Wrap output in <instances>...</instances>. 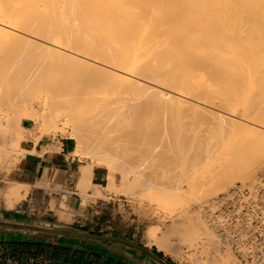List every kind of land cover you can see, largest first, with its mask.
Listing matches in <instances>:
<instances>
[{"label":"bare ground","instance_id":"bare-ground-1","mask_svg":"<svg viewBox=\"0 0 264 264\" xmlns=\"http://www.w3.org/2000/svg\"><path fill=\"white\" fill-rule=\"evenodd\" d=\"M0 38H6L14 42L18 41V44L20 45L21 43L22 47L30 46L31 48H34L35 51H38L40 56L42 55V57H45L48 60L50 56H53V58H55V64L57 60L56 57L60 60L57 61L58 63L60 62L61 64L62 62L61 65L65 64L61 66L62 69L59 70V72H61L60 75L59 72H55L61 77H54V72L53 75L50 74L51 71L48 72V68L53 67L54 63L50 65L51 67H48L49 64L48 66L46 65L50 60H52V57H50L49 61L47 59H43V63L39 62L40 59V61H42V57L37 58V60H39L37 61L35 59L34 63L31 64L28 63L33 61L34 58L31 61V58H29L28 61L26 59L24 60L25 57H22V59L19 57L18 59H21V62H19L20 60L18 61L17 58L16 61H14L15 58L13 60L11 59L14 63L9 64L13 67L15 64V68L17 69L14 70L15 68L13 69V67L11 68L10 66L11 70L13 69L14 72L12 71L11 73L10 71L11 74L9 72L8 73L10 75H14H12V77H14L13 81H16L15 85L17 84L16 87L19 91L15 92L16 89L12 91L15 93L18 92L17 94L21 96L19 99L22 102L35 99L36 102L42 103L43 106L48 105L47 102H49V104L54 103V106L57 105L60 110L62 109L56 113L55 117L58 118L59 116H62L65 118V122L63 121L62 123L63 125L65 123H70V126L72 125L71 127H74L72 129H76V131L74 130V132H72V136L75 139L80 140L89 147L95 148L94 150L99 151V153H103L104 157L115 159L119 156V160L122 158L123 160L121 161L125 163L126 166L127 164L129 166L132 164V167H134V163L138 165L141 164L143 166L145 163L143 164L141 162H148V159L151 163V159H154L155 156L150 152L153 151L156 154H159L160 152H158V150H164V147L161 148L160 145L166 146L165 143L169 141L165 140L166 137L164 139V137L159 135L161 137L160 138L157 134H155V132H159L158 129L160 128L156 129L155 132L153 131L154 134H152V130L148 131L147 129H144L146 127L142 128L140 123H137V125L135 122H138L140 112H138L139 114H136V116L138 115L135 119L137 121H133L135 123L134 129L133 127L131 128V123L129 124L130 128L134 130L132 132L130 130L125 132L123 129L124 133L121 132V129H117L119 122L117 120L115 121V118L113 117L114 121H112L109 115L110 121L116 122L117 126H115V123L109 122L111 123V127L114 126L111 129L108 122H106L104 123V127H102V121H105L107 118L105 120L101 119V112L104 113L107 110L111 112L112 110L110 109L113 107L109 108V103L107 105L109 109L107 107V109L105 108L106 104L104 105V108H102L103 105L101 104V101L99 104L101 105V109H104V111H97L98 109L96 110V106L98 104L96 103L97 98H94V93H98L99 91L97 90L98 92H95L90 88L92 86L93 89L94 86L97 87L96 85L99 81V76L102 75H107V78L112 76V79L115 78L118 80L121 85L118 82L115 83L119 84L120 87L122 86V89H129L131 87L130 89L132 91V87L133 89L135 87L137 89V91L135 90V93L140 92V95L142 91L146 94L147 92H150L158 96L164 94L166 95L164 97L167 98L168 101L169 99L174 100L175 104L177 103V106L178 104L180 106H185V110L186 107L188 110H191L190 107L205 108L204 106H206V108L209 107V109L219 107L218 110L233 111L236 107H238L239 103H243L245 105L243 109L245 111L243 112H249V117L254 119L257 125L262 127L264 126V0H0ZM32 54L33 53H31V55ZM34 54V57L36 58L38 55L37 53ZM45 54L46 56H44ZM45 60L48 62L45 63ZM5 62L7 63L8 61ZM15 62L18 63V65ZM1 63H3L1 66L6 65L4 62ZM19 65L21 68L18 67ZM59 66L60 65L56 67L57 70ZM1 68L3 70V67ZM4 68H6V66ZM18 69H22L20 74ZM44 73L47 74L45 75ZM48 74H50L48 76L49 78H44V76L46 77ZM96 77L98 78L96 81L97 83L95 82L97 79ZM102 79L103 78L101 77L100 80L102 81ZM93 81L95 83H93ZM114 81H112L113 85ZM10 85H12V83ZM98 85L100 86V84ZM115 86L118 85L115 84ZM88 89L94 92L92 93L89 90L94 98L93 99L91 96L90 99H96L95 108L92 107V99V101L90 100L91 102L87 100L86 102H89L87 104L84 101V99L86 100L89 98L86 95L85 96L87 98L84 96L86 93L88 95L90 94L87 92ZM144 90L147 91L145 92ZM225 91H230V93ZM14 92H11V94H15ZM146 94L143 96L145 97ZM148 95L146 96L150 97ZM245 96L247 98L243 99ZM43 97L48 100H44ZM41 98H43V100ZM249 98H252L251 101H249ZM102 99L103 98H101V100ZM152 99L154 101V98ZM129 100V102L127 101L128 103H124L127 104V107H130V105L133 106L134 103H136L137 107L138 104L135 98H131ZM139 102L140 101H138V103ZM83 103L86 105L92 104V111L89 108V105L87 106L88 109L85 107L84 111L85 113L91 111L89 112L92 113L91 115L89 114L90 116L87 114V116L85 115L86 117H81L84 116L82 115L84 109L83 107L85 105H83ZM143 103L145 106L146 103ZM158 104L159 101L157 105ZM112 105L115 106L119 104L113 103ZM154 106L156 105L154 104ZM159 107H161V105ZM115 108L114 110L116 111ZM86 109L88 111H86ZM145 110L147 111V108ZM106 113L102 115L106 116ZM210 113V115H214V117H221L218 114L215 115L214 113L212 114V112ZM46 115H48V113H44L43 110V113L40 114L35 112L30 113L28 114V117L33 119L35 122L43 121L41 122L43 124L47 120L51 119H47ZM105 116H103V118ZM142 116L143 115H141V118ZM245 116L247 117L248 113L247 115L245 114ZM202 118L204 117L202 116ZM227 118L229 121L231 120V117L223 119L226 120ZM50 121L55 124V120L53 121V119H51L47 123H49L53 129L58 128V126L54 128V125L51 124ZM49 124H43L45 127L42 128V130L45 128L47 130L50 129ZM106 124L110 130H113H109V132H114V136L117 135V137H114L113 133L111 134L108 132V128L105 127ZM170 124L172 125L171 122H169V125ZM43 125H41V127H43ZM137 126L138 129H136ZM93 127L95 130H93ZM100 127L104 128L103 131L105 132L101 131L99 129ZM115 127H117L116 129L119 130V132L115 129ZM89 128L92 130L88 131ZM174 128L173 122V131ZM85 129L90 132V134H103L102 136L105 137L106 134L104 133H109L107 135L111 134V137L109 136V138L106 136L108 138H104L100 136L102 138V140H100V137L97 135L93 136L94 134H91L93 137H97L93 140L90 138L92 136L89 133H86L87 135L84 134L87 132L83 131ZM135 129L136 131L139 130L137 131L138 135H141L139 137H142L145 130V136H156L158 139L160 138L162 141L164 139L166 142L164 144H158L159 146H157L159 149L157 150V146L154 144L155 142L157 143V141L152 138L151 142L152 140L153 142L155 141L153 143L154 148L152 147V151L149 152L150 146L152 145H149L150 142L146 141L147 137L144 139L145 136L143 138L144 140L140 138L141 142L136 140V136L138 135ZM148 129L150 130L151 127ZM169 129L170 128H168V130ZM78 130H81V133ZM140 131L143 132L139 134ZM169 131H171V129ZM178 131L179 130H177V132ZM163 132H165V130L162 129V131L158 134H162ZM188 132L187 136H189ZM147 133L150 135H147ZM173 133L175 134L176 131ZM119 134L121 136H119ZM176 134L179 136V132ZM176 134H171L170 136L173 135V137H176ZM169 135H164L167 136V140L170 137ZM182 136L186 135L183 134ZM187 136L185 138H187ZM180 138L181 137H178L177 139L179 140ZM185 138H181V148L186 144L182 145V142L184 141H182V139ZM170 139L171 138H169V140ZM177 139H175L176 142L178 141ZM187 139H185V141H188ZM170 144L171 143H168V145ZM176 144L173 143L175 148H178L176 146L179 145V141L178 144ZM166 148H168L166 153L172 151H170L172 148L169 146H166ZM133 149L142 151L143 153L140 154L141 157L145 154L143 156L144 158H140L139 152H135ZM200 149H198V151L196 150V152L201 153L202 151H200ZM129 150H132V152L130 151L129 153L130 156H125V152ZM133 151L136 155H134ZM178 151L179 149L176 152L172 151L176 156L174 153L172 154L175 157H178ZM189 152L188 154L187 152H183L184 156L187 157ZM1 154L3 155V153ZM172 154L170 153L167 156L173 157ZM120 155L124 156L122 157ZM159 155L162 154L160 153ZM131 156L133 158H137L133 159ZM138 156L140 160H138ZM146 156L147 158L145 159ZM2 157H0V159ZM157 157L158 156H156V159L159 161L160 157ZM195 157L197 156H193L192 158ZM180 158H182L181 155ZM185 158H183V161L185 160L190 163L192 158H188V160ZM164 159L161 158L159 161L162 162L161 165L163 168L165 166L169 168L170 165L174 166L171 168H176L173 163H170V161H168L170 163L168 166V159L166 160V157ZM198 159L195 158L196 161ZM136 166L137 165H135V168ZM91 167L92 163L88 162V165L82 168V179L88 178ZM167 167H165L166 172H168ZM110 168L112 169V167ZM152 168L153 166L151 168L149 166V169H147L149 171ZM228 168L229 167L225 169ZM129 169L133 171V173L135 172L134 174H138L137 171L139 170H134V168L133 170L132 168ZM140 169H142V167ZM157 170L158 169L155 171V168H153L151 172H156L157 175H160ZM162 172L166 173L165 171ZM173 172L174 171H171V173ZM141 173L145 174L146 172ZM168 173H166L167 176H169L168 179H170V176L173 177L172 175H168ZM144 174L143 176L147 175ZM150 174L153 175L152 173ZM228 175L229 173L224 174L222 177L223 181L218 182V185L228 184L230 181V177H228ZM142 183L138 184V186L142 185ZM22 187H24V185L9 182L0 188V198L5 200L7 207H13L14 203L20 199L21 196L19 192ZM189 187H193V185H190ZM60 214L59 218L66 215L64 212L61 216ZM175 226L171 228L173 229ZM152 231L153 230L151 229L144 233L143 241L149 245L154 243L161 250H169L167 244L165 245V238L163 242V238H156ZM174 231H177L176 228L173 229V232ZM189 231L193 232L192 228H189ZM219 261L217 260V262Z\"/></svg>","mask_w":264,"mask_h":264},{"label":"rangeland","instance_id":"rangeland-1","mask_svg":"<svg viewBox=\"0 0 264 264\" xmlns=\"http://www.w3.org/2000/svg\"><path fill=\"white\" fill-rule=\"evenodd\" d=\"M15 44H17V45H15ZM18 45H19L18 41L14 42V41H11V40L6 39V38H0V63L4 62V64H6L4 66H1L3 63L0 64V66L3 67V70L0 67V83H1L0 84V139L5 140L7 142L8 153L10 156H12V155L17 156L18 155V149H19L20 142L24 139V132L25 131L22 128L23 124H27L28 126L32 127V131L35 134H38L37 138L42 137V136L55 137L58 139L67 138V137L71 138L75 144V151L73 153L74 156H78L81 160H86L88 162H91L92 165H98V166H102L103 168H105L106 178H105L103 187H101L102 196L105 199L111 200V202L115 201L116 204L117 203L119 204L121 213L125 214L127 216H130V219L134 220V226H135V229L139 231L138 232L139 235H144V233H146L147 231L152 229L153 230L152 232L156 238H158V239L163 238L162 239L163 242H164V238H165V241H166L165 245L167 244L169 250L167 249V251L166 250L161 251L157 248L158 246L153 245V247L157 248L158 251L162 252L165 257L169 258L175 264H227V263L228 264H233V263L234 264H240V263L236 262L235 260H233L231 257L224 255L220 252L216 235L210 226L211 214H210V210L208 209V206H209L210 202L219 193L227 190L229 187H231L235 183H243V184L251 183L252 181L255 180V178L259 174L264 173V126L262 127V126L257 125L255 123V120L249 117V112H247V111H246V113L243 112V111H245V110H243L245 107V105L243 103H239L238 107H236L233 111H231V110H229V111L224 110L223 111L221 109L218 110L219 107H215L214 109L213 108L209 109V107L206 108V106H204L205 108H202V107L201 108H199V107L192 108V107H190L191 110L190 109L188 110V108L186 107V110H187L186 111L184 109L185 106H180L178 104V106H179L178 107L177 103L175 104L174 100L169 99V101H168V99L164 97V96H166L164 94L160 95L163 97H160L156 94H153L150 92H147V94H146L142 91V93L140 95V92L135 93L137 91V89L135 87H134V89L132 87V91L130 89L131 87L129 89L125 88L126 90L122 89L123 87L122 86L120 87V85H121L120 82H118V80H116L115 78L112 79L113 77L110 75H109L110 77H108V78H107V75L99 76L100 77L99 81H101L100 80L101 77L103 79L101 82L98 81V83L96 82L98 80V78L96 77L97 79L95 80V82L97 83V85H96L97 87L94 86V89H93L92 88L93 86H92L90 88L95 92H98V91L99 92L94 93L90 89H88L87 92L88 93H90V92L94 93V95H95L94 98H97V100L95 99L97 101L96 103L98 104V105L96 104L97 105L96 110L98 109L97 111H101V110L104 111V109H101V105L99 104V103H101V101H102L101 104L103 105L102 108H104L105 104H106V106H105V108H106L107 105L110 103L108 105V107L109 106H110L109 108L113 107L112 109H110L113 112L112 111L109 112L107 110L108 112L105 111L104 113H106V112L109 113V114L106 113V116L109 115L110 118L112 119V121H114L113 118H115V121L117 120L119 122L118 128L115 127V129L116 128L119 130L121 129L120 130L121 132H123V130H125V132L130 130L132 132V131H134L133 129L135 127V123L136 124L140 123L142 128L146 127L144 129H147L148 131L152 130L151 132H152V134H154L155 130L160 128L161 130L158 129L159 132H155V134H157L158 136L161 135V137H164V139L166 137L165 140L169 141V142L164 141V139H163V141H164L163 142L160 139L161 138L160 136H159L160 137L159 139L156 136L151 137L152 135L151 136H145V134H144L145 130H144V133L142 134V137H139L141 135H138L137 131H139L141 127L139 128V130L136 131V129H138V126L135 129V131L137 132V135H138V136H136V140L141 142L140 138L143 139L145 136L144 139H146V137H147V139H149V140L146 139V141H149L150 142L149 145H152V146H150L149 152L152 151L151 148L153 147L154 144L157 146L158 144H164L166 142L165 143L166 146L167 147L169 146L170 148H172V149H170V151L172 150V151L176 152L179 149V151H178L179 156L178 157L180 158V155L182 157L179 160L178 157H175L176 155L174 152L171 151V152L166 153L168 151L167 150L168 148H166L165 145H163V146L160 145L161 148L164 147L163 148L164 150H161V149L158 150L159 149V147H158L159 145H158L157 150L162 155H159L160 153L156 154L153 151L150 152V153H153V155L155 156L154 159H156V156H158L157 158L160 157V159H159V161H160L161 158L164 159L166 157V160L168 159L167 162L170 161V163H173L175 165V167L178 169L171 168L174 166H171V165L169 166L170 163L168 162L167 165L169 166L170 171H169V168L167 166H165L168 168V172H169L168 173V172H166V168L162 167V165H161L162 162H159L158 159L154 160L153 158L151 159V163L149 162V159H148L149 163L142 161L141 163H143V164L145 163L143 166L141 164L138 165L136 163H134L135 165H137L136 168H135L134 164H133L134 167H132V164H130V166L127 164V166H126V164L121 161V160H123L121 157H120L121 160H119V156L116 157L115 159H111L110 157H104L103 153H99V151L94 150L95 148L89 147V146L85 145L83 142H81L80 140L75 139L72 136V132H74V130L76 131V129L73 130L72 128H74V127H71L72 125L70 126V123H65L63 125L62 123H63V121L65 122V118H63L62 116H59L58 118L55 117L56 113L61 111L62 109L60 110V108L57 105L54 106V103L49 104V102H47L48 105L43 106L42 103L36 102L35 99H33V100L30 99V100H28L29 102L28 101L22 102L19 99V98H21V96H19L17 94L18 92L15 93L16 91H19L18 88L16 87L17 84L15 85L16 81L15 80H14L15 82L13 81V79H14V77H12L13 74L10 75L12 73V71L14 72V70H16L17 68H15V64H14V67L10 64H13L14 61H16V58L18 59L19 57L21 59H22V57H25L24 60L26 59L28 61H29V58H31L30 61L34 58L33 61L28 63V64H31V63H34L35 59L37 60V58H41L42 55L40 56L38 51H35L34 48H31L30 46H28V47H29V49L32 50V52H31V50L28 49L27 46L26 47L23 46L24 47L23 48L21 43L19 46ZM24 49H27L29 52L27 50H24ZM31 53H33L32 54L33 56L31 55ZM34 53H37V55L39 57L37 56L35 58ZM40 54H41V52H40ZM44 56H46V54ZM50 57H52L51 58L52 60H50ZM50 57H49L50 61L45 57H42V61H40L41 59L40 60L38 59V60H39V62L43 63V59H47L50 62L49 63L47 60H45L46 61L45 63L48 62L46 65L48 66V64H49L48 67H51L50 65H52L54 63L53 67L54 66L55 67L54 68L51 67L53 69L48 68V72L51 71L52 73L50 72V74H52V75L54 72V74H55L54 77L59 76L61 73V72H59V70H61L62 69L61 66L65 65V64L61 65L62 62H61V64H60V62L58 63L57 61H60V60H58L59 58H57V57H56L57 60H56V64H55V62H54L55 58H53V56H50ZM14 58H15V60L12 61ZM21 59H18V61L20 60L19 62H21ZM5 61H8L7 62L8 64ZM51 61H52V63H51ZM16 64L18 65V63H16ZM20 65L18 67H20ZM58 65H60V66L57 70L56 67H58ZM5 66H6V68H4ZM10 66H11V68L13 67V69L14 68L15 69L11 70ZM18 70H19V74H20V71L22 69H18ZM10 71H11V73H10ZM46 72H47V70H46ZM55 72H59V75ZM50 74H48L46 77L44 76V78L48 79L49 78L48 76ZM6 76H7V78H6ZM59 77H61V76H59ZM66 77H67V75H66ZM56 78H58V77H56ZM56 78H55V80L57 81ZM70 78H71V76H70ZM9 79H10V81H9ZM51 80H52V77H51ZM6 81H8V82H6ZM112 81H114V85H113ZM95 82L93 81V83H95ZM115 82H118L120 85L115 83ZM11 83H12V85H10ZM98 84H100V86ZM115 84L118 85L119 87L115 86ZM100 87H101V89H100ZM7 88H8V90H7ZM96 88H98V89H96ZM12 90H15V92ZM89 90H90V92H89ZM10 91L14 92L15 94H11ZM225 92L230 93V91H225ZM39 93H41V92H39ZM143 93L146 95L149 94L148 96H150V97H147L146 95L144 97ZM100 94H102V95H100ZM85 95L88 96L89 98H87ZM89 95L87 93L84 94L85 98H87L86 100L83 98L86 104L89 103V102H86L87 100L90 101L93 98L92 94L90 96ZM91 96H92V98L90 99ZM43 98H41V99L43 100ZM101 98H103V99L101 100ZM131 98H135V100H137L136 101L138 104L137 107H136V103H134L133 106L130 105V107L129 106L127 107V104H124V103H128L130 101L129 99H131ZM152 98H154V101ZM246 98H247L246 96L243 97V99H246ZM251 99L252 98H249V101H251ZM44 100L47 101L48 99L44 98ZM95 100H93L94 102L92 101L93 105L88 104L91 111H92V107L95 108ZM156 100H157V102H156ZM115 101H116V103H115ZM138 101H140V102L138 103ZM158 101H159V104L161 105V107H159L160 106L159 104L157 105ZM143 102L146 103L145 106H144ZM85 103H83V105ZM113 103L119 104V105L114 106V105H112ZM171 103L172 104L174 103L173 104L174 106ZM86 104L84 105V107L82 106L84 108L82 115H84V116H81V117H86L87 114H88V116H90L92 114V113H89L91 111H89L88 113L84 112L85 107L88 106ZM154 104L156 106H154ZM91 105H92V107H91ZM99 108H100V110H99ZM114 108L116 109V111L114 110ZM146 108H147V111L145 110ZM181 108H183L184 110ZM87 109H88V107H87ZM87 109H86V111H88ZM194 109H196V110H194ZM43 110H44V113H48V115H46L47 119L51 118V119H53V121L55 120L56 125L53 122L51 123V121H50V123L54 125V128H56V126H58V128L53 129V127L49 123H47L49 120H51V119H49L46 122H44L43 124L44 125L49 124L50 129L47 130L45 128L46 130L43 129L44 130L43 131L42 128L45 127L41 123L43 121L35 122L33 119L28 117V114H30V113L35 112L37 114H40V113H43ZM123 111L125 112V114ZM145 111H146V113H145ZM151 111H152V113H151ZM153 111H155V112H153ZM138 112H140V115H139L140 119L138 118V122H135V121H137L135 119L138 116V115L136 116V114ZM161 112L162 113L164 112L163 113L164 115ZM210 112H212V114L214 113L215 115L218 114L221 117H219V116L214 117V115L213 116L210 115L211 114ZM101 113L104 114L103 112H101ZM207 113H209V114H207ZM243 113H244V116H245V114L247 115V113H248V116L244 117ZM102 114H101V116H102L101 119L105 120L107 118L109 120L106 119L105 121H102L103 125L101 124V126L104 127V125H105L104 123L108 122V125L112 129V127H114V126L111 127V123H109V122H112V121H110L109 116L106 117L105 115H102ZM114 115H116V116H114ZM141 115H143L142 118H141ZM103 116H105V117L103 118ZM134 116H135V118H134ZM202 116L204 118H202ZM226 117H229V118L231 117V120L229 121L228 118H227L228 120L223 119ZM122 118H124V119H122ZM126 119H127V122H126ZM157 120H159V121H157ZM123 121H124V123H123ZM166 122H168V123H166ZM169 122H171L172 125L171 124L169 125ZM173 122H174V127H175L174 131H173ZM112 123L116 124V122H112ZM122 123L124 126L122 125ZM130 123H131V128L133 127V129L130 128V125H129ZM41 125H43V127H41ZM127 125H129V126H127ZM115 126H117V124ZM163 126L167 127V128H164ZM46 127H47V125H46ZM105 127H107V124ZM149 127H151L150 130L148 129ZM168 128H170L171 131H169L170 129L168 130ZM99 129L101 131H103L104 128L100 127ZM162 129L165 130V132H163L164 135L165 134L169 135L170 133L175 135L176 133L179 132V136H178V134H176V137L174 136L175 137L174 138L173 135L170 136L171 135L170 134L169 138H171V139L169 140V138H168V140H167V136H164L163 133L158 134L162 131ZM89 130H90V128L88 129V131ZM93 130H95L94 127H93ZM109 130L110 129L108 128V132H109ZM119 130H117V131L119 132ZM147 130H146V132H147ZM177 130H179V131L177 132ZM78 131L81 133V130H78ZM83 131H87V130L85 129ZM88 131L85 132L84 134H86V133L90 134V132H88ZM110 131H113V130H110ZM175 131H176V133L174 134L173 132H175ZM103 132H105V131H103ZM142 132L143 131H140L139 134H141ZM151 132H149V133H151ZM187 132H188L189 136H187ZM109 133H111V132H109ZM109 133H104V134H106V136L109 137L113 133V136H114V132H112L110 135H107ZM123 133H121V134H123ZM149 133H147V135ZM181 133H182V135L183 134L186 135L188 139L185 138L186 136H182ZM91 134H94L93 136L97 135L98 137L103 135V134L99 135L96 133H91ZM115 134H116V131H115ZM93 136L92 137L89 136V137L93 140L95 138H97V137H93ZM119 136H121V135L119 134ZM102 137H104V136H102ZM108 137H106V138H108ZM114 137H117V135ZM178 137H181V138L183 137V138L188 140V141H185V139H182V141L184 140L183 141L184 143L182 142V145L186 143L185 146L182 148L180 146L181 145L180 144L181 138L178 140L177 139ZM203 137H204V139H203ZM152 138H153V140L157 141V143L155 141H154L155 142L154 143L153 140L151 142ZM99 139L102 140L101 137ZM156 139H158V140H156ZM175 139H177L179 141V145H177L178 141L176 142ZM189 139H191V140H189ZM79 142H81L82 144ZM168 143H171L172 145L171 144L168 145ZM173 143L174 144L177 143L176 147H178V148H175V145H173ZM120 146H121V144H120ZM156 146H155V148H156ZM194 146H195V148H194ZM200 147H201V149H200ZM198 149H200V151H202V152L201 153L196 152V150L198 151ZM133 150L135 152L136 151L139 152L140 158H142L145 155V154H143L141 157L140 153H143L142 151L136 150V149H133ZM130 151L132 152V150L126 151L125 156L126 155L130 156L129 155ZM193 151H195V152H193ZM5 152H6V150L3 147H0V154L5 153ZM135 152H134V155H136ZM138 152H137V154H138ZM183 152H185V153L187 152V154L189 152V155L186 157V156H184ZM170 153L171 154L174 153L175 156L172 154L173 157L172 156L168 157L167 155H169ZM120 156L123 157L124 155H120ZM139 156H138V160H140ZM189 156H191V157H189ZM193 156H197L195 158L196 159L199 158V159L196 161L195 158H192ZM136 158H133V159H136ZM146 158H147V156L145 157V159ZM183 158H185L187 160H188V158H192V159H191V161L189 160L190 161V163H189L185 160L183 161ZM193 159H194V161H193ZM145 161H147V160H145ZM136 162H137V160H136ZM151 164H152L153 168H155V171H156V169H158L157 172H159L158 174H160V175H157L156 172L155 173L151 172V170L153 168L148 171L149 166H150V168L152 167ZM110 167H112V169ZM139 167L140 168L142 167V169H140ZM227 167H229L230 169L229 168L225 169ZM129 168H132V170H133V168H134V170L135 169L139 170V171H137L138 174H134L135 172L133 173V171H131ZM140 170H141V172H146L145 174H147V175H145L143 173L145 175V176H143V174L140 172ZM162 171H165L166 173H168V175H172L173 177L170 176V179H168L169 176H167V174L162 172ZM171 171H174V172L171 173ZM139 173L142 176H140ZM150 173H152L153 175H151ZM227 173H229L228 177H230L229 183L226 185H218V182L223 181V179H222L223 175L227 174ZM163 174H165V175H163ZM140 182L141 183L143 182V183H142V185L138 186V184H141ZM187 183L188 184L191 183V184L188 185ZM190 185L191 186L193 185V187H189ZM217 189L218 190L221 189V190L218 191ZM212 191H217V192H212ZM117 214L119 215L120 213H117ZM174 226L178 232L177 231L173 232V229H175V228L172 229L171 227H174ZM189 228H192L193 232L189 231ZM168 232H170V233H168ZM164 233H166V234H164ZM211 234L212 235L214 234L213 238H212ZM166 235H168V236H166ZM150 245H152V244H150ZM217 256H219L221 259ZM217 260L218 261L220 260V261L217 262ZM221 261H222V263H221ZM215 262H217V263H215Z\"/></svg>","mask_w":264,"mask_h":264},{"label":"crops","instance_id":"crops-1","mask_svg":"<svg viewBox=\"0 0 264 264\" xmlns=\"http://www.w3.org/2000/svg\"><path fill=\"white\" fill-rule=\"evenodd\" d=\"M22 128L15 158L0 139V188L24 185L13 207L0 198V264H175L102 196L105 168L92 165L82 179L88 161L73 155L71 138H37L32 127Z\"/></svg>","mask_w":264,"mask_h":264},{"label":"built area","instance_id":"built-area-1","mask_svg":"<svg viewBox=\"0 0 264 264\" xmlns=\"http://www.w3.org/2000/svg\"><path fill=\"white\" fill-rule=\"evenodd\" d=\"M208 209L222 254L240 264H264V173L219 193Z\"/></svg>","mask_w":264,"mask_h":264}]
</instances>
